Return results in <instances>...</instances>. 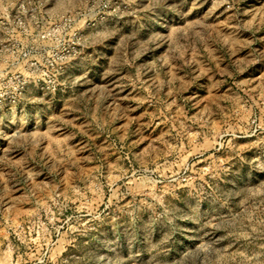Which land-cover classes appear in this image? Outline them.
<instances>
[{
	"label": "rangeland",
	"instance_id": "rangeland-1",
	"mask_svg": "<svg viewBox=\"0 0 264 264\" xmlns=\"http://www.w3.org/2000/svg\"><path fill=\"white\" fill-rule=\"evenodd\" d=\"M0 264H264V0H0Z\"/></svg>",
	"mask_w": 264,
	"mask_h": 264
}]
</instances>
